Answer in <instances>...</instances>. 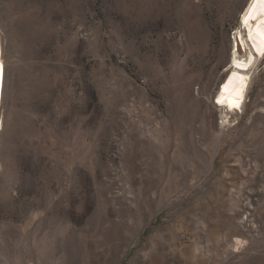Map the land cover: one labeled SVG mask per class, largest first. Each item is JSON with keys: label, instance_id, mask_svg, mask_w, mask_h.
Segmentation results:
<instances>
[{"label": "rangeland", "instance_id": "rangeland-1", "mask_svg": "<svg viewBox=\"0 0 264 264\" xmlns=\"http://www.w3.org/2000/svg\"><path fill=\"white\" fill-rule=\"evenodd\" d=\"M251 1L0 0V264H264Z\"/></svg>", "mask_w": 264, "mask_h": 264}, {"label": "bare ground", "instance_id": "bare-ground-1", "mask_svg": "<svg viewBox=\"0 0 264 264\" xmlns=\"http://www.w3.org/2000/svg\"><path fill=\"white\" fill-rule=\"evenodd\" d=\"M252 8H253V3L251 1V3L248 4L247 9L244 12L242 18H244L246 15H248L249 12H251ZM242 26H245L244 31L248 32L249 37L251 38L253 44L259 50V53L261 54L264 51V5H256L255 6L254 18H253V20L249 21V23L247 25L245 23H243L242 19H241V25H240V28L238 29V33L240 34V37H241L240 39L242 40V43H243L244 47L246 48V47H248V43H247L246 39L244 38V36L247 33L244 35ZM246 27H247V29H246ZM188 42H189V40H188ZM237 42H238V40H237ZM237 47L238 48H236L233 52V56H231V61H232V64H234V65H231V67H230V70H232L233 68L235 70L233 69L234 72L231 74L229 79H226L223 82V86L221 87V89L218 93V100L214 101V103L216 105H218V104L219 105H223V104L228 105L230 107V109H232V110H235L236 107H238L240 109L243 108L244 103H245V100H244L245 90L249 84L248 80L250 79L249 74H250V71L253 69V67L257 64L258 59H259L257 57V55L255 53H253L252 50H250L251 53H250L249 57H246V58L239 57V53L241 50L239 48V44H237ZM185 52H186V56L189 57L191 52H192L189 45H187ZM240 63L246 64L247 67L246 68H240L239 67L240 69L237 68L238 67L237 65ZM217 67H218V65H213L211 68V72L216 70ZM4 71L5 70H4L3 60H2V51H1V46H0V111H1L2 101H3V93H4V79H5Z\"/></svg>", "mask_w": 264, "mask_h": 264}, {"label": "snow or ice", "instance_id": "snow-or-ice-1", "mask_svg": "<svg viewBox=\"0 0 264 264\" xmlns=\"http://www.w3.org/2000/svg\"><path fill=\"white\" fill-rule=\"evenodd\" d=\"M253 3V8L251 12H249L248 15H246L244 18H242V22L245 23L246 25L249 23V21L253 20L254 15H255V6L256 5H264V0H252ZM240 68H246L247 65L244 63H240L237 65Z\"/></svg>", "mask_w": 264, "mask_h": 264}]
</instances>
